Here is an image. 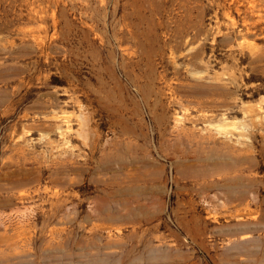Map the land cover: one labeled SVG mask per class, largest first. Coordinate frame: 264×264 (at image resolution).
I'll return each instance as SVG.
<instances>
[{
	"label": "rangeland",
	"instance_id": "374dc122",
	"mask_svg": "<svg viewBox=\"0 0 264 264\" xmlns=\"http://www.w3.org/2000/svg\"><path fill=\"white\" fill-rule=\"evenodd\" d=\"M0 264H264V0H0Z\"/></svg>",
	"mask_w": 264,
	"mask_h": 264
}]
</instances>
